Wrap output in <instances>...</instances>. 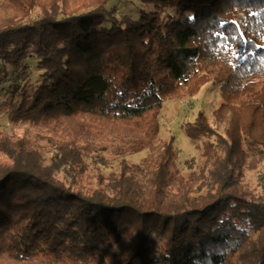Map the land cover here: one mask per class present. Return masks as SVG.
<instances>
[{
	"label": "trees",
	"instance_id": "16d2710c",
	"mask_svg": "<svg viewBox=\"0 0 264 264\" xmlns=\"http://www.w3.org/2000/svg\"><path fill=\"white\" fill-rule=\"evenodd\" d=\"M112 1L0 0V262L264 264V0ZM209 82L185 174L158 113Z\"/></svg>",
	"mask_w": 264,
	"mask_h": 264
},
{
	"label": "rangeland",
	"instance_id": "374dc122",
	"mask_svg": "<svg viewBox=\"0 0 264 264\" xmlns=\"http://www.w3.org/2000/svg\"><path fill=\"white\" fill-rule=\"evenodd\" d=\"M110 6H116L118 8L119 15H130L132 17H138L139 9L142 6L139 0H113ZM36 58L32 57L28 60L30 62V78L33 84L37 83L40 78L41 71L36 64ZM258 77H264V70L261 71ZM220 86L214 82H209L203 89L194 96H188L183 99H167L164 101L163 107L158 113L159 119V136L161 139H167L172 133L176 136V146L179 150L178 165L182 172L188 174L190 172H197L198 165L201 162V152L206 140H195L187 136L181 129L180 125L186 120H192L196 114L203 110L209 115L214 122L213 111L218 106L221 100ZM5 99V96L0 94V104ZM0 129L6 131H19L22 130L19 126H14L8 119L7 112L0 110ZM220 132H223V127H220ZM34 134V130H31ZM22 132V131H20ZM148 154V150H142L127 156V158L137 164L141 165L143 158ZM115 156L106 155L107 162L101 163L102 172L108 173L113 169L119 167L118 158ZM189 163L193 164V167H189ZM95 168L91 169L92 174ZM256 173L251 172L248 179L254 184L256 182ZM94 180V179H93ZM0 264H4L1 263ZM12 264V263H7ZM24 264H39V263H24Z\"/></svg>",
	"mask_w": 264,
	"mask_h": 264
}]
</instances>
